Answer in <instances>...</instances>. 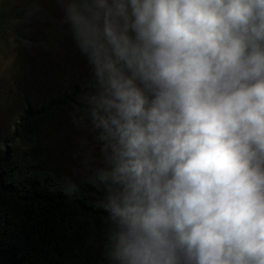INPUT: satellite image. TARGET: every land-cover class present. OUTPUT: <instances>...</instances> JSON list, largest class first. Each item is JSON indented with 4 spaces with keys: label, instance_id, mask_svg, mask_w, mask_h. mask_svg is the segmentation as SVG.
<instances>
[{
    "label": "clouds",
    "instance_id": "1",
    "mask_svg": "<svg viewBox=\"0 0 264 264\" xmlns=\"http://www.w3.org/2000/svg\"><path fill=\"white\" fill-rule=\"evenodd\" d=\"M112 264H264V0H68Z\"/></svg>",
    "mask_w": 264,
    "mask_h": 264
},
{
    "label": "trees",
    "instance_id": "2",
    "mask_svg": "<svg viewBox=\"0 0 264 264\" xmlns=\"http://www.w3.org/2000/svg\"><path fill=\"white\" fill-rule=\"evenodd\" d=\"M55 1L0 0V44L24 41L35 49L50 41L51 49L55 29L46 15L56 12ZM61 46L72 53L71 43ZM10 49L17 52L18 70L29 77L30 86L28 54L21 47ZM75 95L74 90L57 95L35 110L27 106L8 140L29 144L43 122L73 104ZM46 160V152L37 147L15 158L0 152V264H112L104 184L97 176L69 182L49 169Z\"/></svg>",
    "mask_w": 264,
    "mask_h": 264
},
{
    "label": "rangeland",
    "instance_id": "3",
    "mask_svg": "<svg viewBox=\"0 0 264 264\" xmlns=\"http://www.w3.org/2000/svg\"><path fill=\"white\" fill-rule=\"evenodd\" d=\"M67 2L55 1L56 12L46 15L51 17L49 22L55 29L56 40L51 49L47 47L50 41L45 43V48L41 45L35 49L24 41L19 45L13 42L0 44V152L5 151L10 158H15L30 147H37L46 152L47 167L70 182L81 177H98V171L106 164L96 133L82 119L84 105L81 98L93 90L95 78L87 56L70 36L71 26L66 20ZM61 42L74 45L68 48L72 53L66 54ZM14 46L21 47L28 54V64L25 65L31 74L30 86L27 84L29 77L18 70L17 52L10 49ZM24 85L27 97H24ZM72 90L76 94L75 102L57 110L43 122L29 144L16 138L8 140L16 117L27 106L35 110L49 98L67 95Z\"/></svg>",
    "mask_w": 264,
    "mask_h": 264
}]
</instances>
